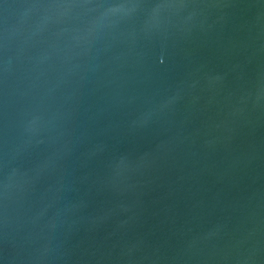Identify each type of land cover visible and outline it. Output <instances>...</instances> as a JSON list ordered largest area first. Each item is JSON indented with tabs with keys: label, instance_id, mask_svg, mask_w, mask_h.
Returning a JSON list of instances; mask_svg holds the SVG:
<instances>
[{
	"label": "water",
	"instance_id": "1",
	"mask_svg": "<svg viewBox=\"0 0 264 264\" xmlns=\"http://www.w3.org/2000/svg\"><path fill=\"white\" fill-rule=\"evenodd\" d=\"M0 264H264V0H0Z\"/></svg>",
	"mask_w": 264,
	"mask_h": 264
}]
</instances>
